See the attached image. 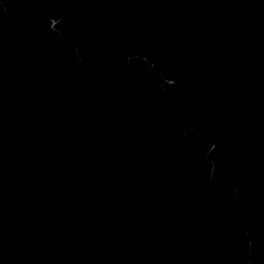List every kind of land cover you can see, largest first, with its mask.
<instances>
[{
    "label": "water",
    "instance_id": "obj_1",
    "mask_svg": "<svg viewBox=\"0 0 264 264\" xmlns=\"http://www.w3.org/2000/svg\"><path fill=\"white\" fill-rule=\"evenodd\" d=\"M0 264H264V0H0Z\"/></svg>",
    "mask_w": 264,
    "mask_h": 264
}]
</instances>
